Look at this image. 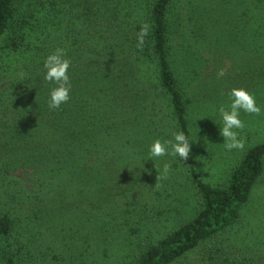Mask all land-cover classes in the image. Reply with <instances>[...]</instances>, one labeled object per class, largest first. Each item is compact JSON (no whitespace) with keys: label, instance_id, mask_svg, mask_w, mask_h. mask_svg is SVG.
<instances>
[{"label":"trees","instance_id":"trees-1","mask_svg":"<svg viewBox=\"0 0 264 264\" xmlns=\"http://www.w3.org/2000/svg\"><path fill=\"white\" fill-rule=\"evenodd\" d=\"M143 24L149 33L137 48ZM224 36L261 53L264 0H0V264L29 260L36 238L85 196H118L106 178L131 147L148 156L154 139L179 130L192 141L195 103L205 98L196 86L210 76V49ZM57 48L71 60L72 87L52 110L42 66ZM261 66L247 76L264 73ZM257 87L252 79L249 88ZM169 157L192 184L195 214L141 243L128 264H175L213 241L240 222L264 178V142L243 153L222 186L201 177L193 144L187 161ZM147 179L141 173L115 186Z\"/></svg>","mask_w":264,"mask_h":264},{"label":"rangeland","instance_id":"rangeland-1","mask_svg":"<svg viewBox=\"0 0 264 264\" xmlns=\"http://www.w3.org/2000/svg\"><path fill=\"white\" fill-rule=\"evenodd\" d=\"M251 50L249 46L228 45L224 36L210 49V66L204 77L208 73L210 76L196 86L199 99L205 98L195 103L192 121L194 166L201 177L213 185H224L243 153L264 142V73L255 71L254 76H247L250 66L261 69L264 50L256 55ZM252 79L254 83L258 81L254 90L249 88ZM232 88L251 92L261 112L259 115L241 112L245 127L240 130V136L245 146L243 150L226 151L219 133L222 122L218 109L226 104L227 93ZM148 159L132 147L129 157H119L114 174L108 175L105 184L113 186V193L118 196L105 202L96 196L92 203L85 196L77 207H68L62 223H56L53 231H48L44 237L36 238L30 259L23 264H128L141 243L156 241L190 220L197 208V198L186 172L170 157L142 161ZM166 163L170 169L165 175L162 169ZM141 173L148 174L142 186L131 185L124 190L115 186L122 179L131 183ZM257 262H264V178L256 186L236 226L213 241L201 244L175 264Z\"/></svg>","mask_w":264,"mask_h":264},{"label":"clouds","instance_id":"clouds-1","mask_svg":"<svg viewBox=\"0 0 264 264\" xmlns=\"http://www.w3.org/2000/svg\"><path fill=\"white\" fill-rule=\"evenodd\" d=\"M149 27L143 24L137 34V48L144 45L145 37L148 36ZM43 78L50 85H53L48 93L47 105L49 109L61 108L70 99L71 83L69 70L71 60L67 58L65 50L57 48L53 53L45 57L43 61ZM220 76L223 75L221 71ZM222 122L219 128L220 136L223 138V147L226 151L234 149L243 150L244 139L240 136V130L245 127L244 121L240 118L241 112L246 114L259 115L261 107L257 104L255 96L245 88H232L227 93V102L218 109ZM193 142L183 130L172 133L170 139H154L148 146V160L160 157H179L187 161L190 156V145ZM141 161V164H142ZM143 166V165H142ZM170 165L164 164L162 172L166 175Z\"/></svg>","mask_w":264,"mask_h":264}]
</instances>
